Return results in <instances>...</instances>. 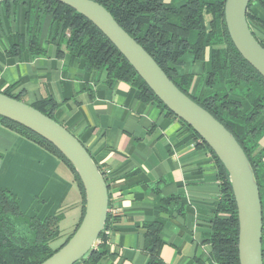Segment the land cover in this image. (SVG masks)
Here are the masks:
<instances>
[{
	"label": "crops",
	"instance_id": "crops-1",
	"mask_svg": "<svg viewBox=\"0 0 264 264\" xmlns=\"http://www.w3.org/2000/svg\"><path fill=\"white\" fill-rule=\"evenodd\" d=\"M27 10L22 0L0 5V90L10 87L28 104L45 97L57 101L55 118L84 144L105 173L111 218L105 230L109 256L103 264H146L143 223L159 216L165 219L159 253L166 264H210L208 237L220 183L209 150L198 145L177 118L138 100L129 83L108 85L104 70L88 71L83 59L71 58L63 46L59 55L50 40L48 14L39 30L44 53L33 56L26 46L19 57L8 56L14 35L25 33ZM249 11L264 21V0L252 1ZM252 29L264 37L259 28ZM177 71L194 75L191 93L200 96L203 62L185 54ZM243 105L247 107L246 102ZM0 186L17 195L21 210L29 216L42 219L61 212L59 228L64 236L81 216L82 197L72 171L1 123ZM156 186L163 197H179L181 213L175 208L169 214L157 209Z\"/></svg>",
	"mask_w": 264,
	"mask_h": 264
},
{
	"label": "trees",
	"instance_id": "trees-1",
	"mask_svg": "<svg viewBox=\"0 0 264 264\" xmlns=\"http://www.w3.org/2000/svg\"><path fill=\"white\" fill-rule=\"evenodd\" d=\"M11 1L17 0H6L0 5ZM22 1L28 4L26 30L25 33L14 35L6 51L8 56L19 57L26 46L33 56L44 53L39 46V30L41 19L48 14L51 23L50 40L56 43L59 55L65 50L71 58L83 59L88 71L104 70L108 85L117 81L129 83L138 100L156 104L165 115L177 118L190 136L198 141V145L209 150L215 161L220 183V197L215 203L208 237L212 248L210 264H239L236 203L228 174L211 149L190 126L166 108L109 39L83 15L56 0ZM94 1L106 8L175 85L221 122L242 147L259 188L264 264V78L231 42L224 21L225 0ZM252 1L254 0L248 3L246 19L253 35L264 47V37L257 35L252 29L255 26L264 32V21L249 11ZM207 49L209 57L205 59ZM185 54L203 62L205 80L200 96L191 93L194 75L179 74L177 71ZM10 89L5 87L0 91L23 101L21 94L12 93ZM243 102L247 103V107H244ZM30 105L57 121L55 111L59 104L53 98H40ZM0 123L58 157L72 171L81 193V216L73 231L64 236L59 228L61 212L42 219L29 216L21 210L17 195L8 187L0 186V264H39L59 249L78 227L85 207L84 189L73 166L52 143L3 116H0ZM97 166L107 183L105 173L98 164ZM153 191L156 194V207L161 213L169 214L174 208L182 212L178 196H161L159 186L153 187ZM110 218L108 211L98 245L83 264H103L109 256L105 230ZM164 221V217L159 216L143 223L144 249L148 256L146 264H166L159 253L162 244L160 232ZM59 239L60 243L53 247L51 243Z\"/></svg>",
	"mask_w": 264,
	"mask_h": 264
},
{
	"label": "water",
	"instance_id": "water-1",
	"mask_svg": "<svg viewBox=\"0 0 264 264\" xmlns=\"http://www.w3.org/2000/svg\"><path fill=\"white\" fill-rule=\"evenodd\" d=\"M6 0H0L4 2ZM83 15L124 56L156 97L176 117L190 126L226 170L236 203L239 264H263L262 206L253 168L234 135L181 91L151 55L94 0H56ZM250 0H225L224 21L240 55L264 78V47L246 19ZM0 116L40 135L70 162L85 195L82 219L69 239L39 264H83L98 245L109 211L106 180L81 141L65 126L32 105L0 91Z\"/></svg>",
	"mask_w": 264,
	"mask_h": 264
},
{
	"label": "rangeland",
	"instance_id": "rangeland-1",
	"mask_svg": "<svg viewBox=\"0 0 264 264\" xmlns=\"http://www.w3.org/2000/svg\"><path fill=\"white\" fill-rule=\"evenodd\" d=\"M187 56H188V55H187ZM187 56H186V57H187ZM189 57H190V56H188V57L186 58V63H185V66H186V67L189 65V62H188V61H189ZM58 242H59V240H56V241L52 242L51 245H52L53 247H55V246H57Z\"/></svg>",
	"mask_w": 264,
	"mask_h": 264
}]
</instances>
